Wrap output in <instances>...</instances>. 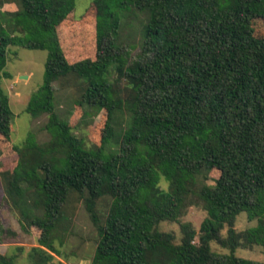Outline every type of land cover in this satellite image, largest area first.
I'll return each instance as SVG.
<instances>
[{
  "label": "trees",
  "instance_id": "obj_1",
  "mask_svg": "<svg viewBox=\"0 0 264 264\" xmlns=\"http://www.w3.org/2000/svg\"><path fill=\"white\" fill-rule=\"evenodd\" d=\"M131 1L149 14L133 62L137 46L121 37L126 0L93 1L96 59L72 65L57 27L75 0H13L16 12L0 11L14 33L0 32L1 136L10 137L13 115L1 86L11 78L8 48L47 52L43 85L26 107L33 119L47 116V141L29 133L5 177L22 231H40L29 259L62 264L55 243L64 242L66 204L77 195L97 232L91 264H264L235 253L264 252V38L251 27L264 18V0ZM70 74L87 82L78 105L105 111L108 130L120 123V141L111 133L87 149L57 113L54 84ZM212 170L219 177L209 184ZM192 206L207 213L198 231L181 222ZM242 213L255 225L239 232ZM163 222L180 224L178 242ZM15 249L0 264H19L24 248Z\"/></svg>",
  "mask_w": 264,
  "mask_h": 264
},
{
  "label": "rangeland",
  "instance_id": "obj_2",
  "mask_svg": "<svg viewBox=\"0 0 264 264\" xmlns=\"http://www.w3.org/2000/svg\"><path fill=\"white\" fill-rule=\"evenodd\" d=\"M13 0H0V11L14 13L18 10L17 2ZM94 0H75L74 11L57 27V34L61 47L68 64L72 65L80 61L95 60L97 54L96 35V10ZM126 12L124 28L121 37L136 44L137 48L131 52L129 61L133 62L139 54V44L144 24L149 19V14L134 8L131 0H126ZM133 4V5H132ZM251 27L257 38H264V18L252 20ZM0 32L12 36L14 33L11 26L2 21L0 16ZM47 61V52L41 50H29L18 46H10L6 54L5 71L11 78L1 80V86L7 93L9 104L13 113L11 120V135L5 138L0 135V224L6 231L0 235V255L13 254L17 246L24 248L19 258V264H32L28 257L29 251L38 246L40 231L32 227L29 233H24L20 227L18 214L12 200L6 193V179L17 164L15 146L24 142L29 133H33L40 142L47 141V134L43 127L47 116L33 119L27 112L26 107L34 93L43 85L44 71ZM25 76V77H22ZM55 108L57 113L66 118L73 131L82 140L85 148L99 147L103 138L112 133V140L118 142L124 134V127L120 123L113 122L108 130L107 113L105 111L96 114L89 110L86 105H78L87 88V82L70 74L66 78H60L54 84ZM82 103V102H81ZM109 131V132H108ZM107 132V133H106ZM219 177V171L212 170L208 174L206 183L213 184ZM163 188L167 185L162 182ZM68 216L67 231L63 244L55 243L60 256H54V262L62 264H91L96 249L97 232L93 226L83 202L72 195L66 204ZM207 213L199 206L190 207L181 222H187L195 230H199L201 222ZM255 222L249 221L245 213L240 214L235 222V229L239 232L253 227ZM163 232H172L177 242L180 240V224L163 222L160 224ZM223 235L226 234L224 230ZM211 248L217 253H227L226 249L218 244L212 243ZM238 257L264 262V252L261 247H254L251 250L238 248Z\"/></svg>",
  "mask_w": 264,
  "mask_h": 264
},
{
  "label": "water",
  "instance_id": "obj_3",
  "mask_svg": "<svg viewBox=\"0 0 264 264\" xmlns=\"http://www.w3.org/2000/svg\"><path fill=\"white\" fill-rule=\"evenodd\" d=\"M22 77H25V76H22Z\"/></svg>",
  "mask_w": 264,
  "mask_h": 264
}]
</instances>
